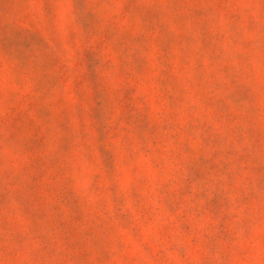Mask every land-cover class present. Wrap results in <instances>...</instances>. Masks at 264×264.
Listing matches in <instances>:
<instances>
[{"label":"rangeland","instance_id":"374dc122","mask_svg":"<svg viewBox=\"0 0 264 264\" xmlns=\"http://www.w3.org/2000/svg\"><path fill=\"white\" fill-rule=\"evenodd\" d=\"M0 264H264V0H0Z\"/></svg>","mask_w":264,"mask_h":264}]
</instances>
